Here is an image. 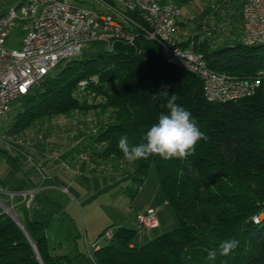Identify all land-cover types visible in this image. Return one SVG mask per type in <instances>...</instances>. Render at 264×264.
Segmentation results:
<instances>
[{"label":"trees","instance_id":"trees-1","mask_svg":"<svg viewBox=\"0 0 264 264\" xmlns=\"http://www.w3.org/2000/svg\"><path fill=\"white\" fill-rule=\"evenodd\" d=\"M218 1L205 9L211 13L219 8L224 15V10H229L232 16L241 9V0ZM190 2L178 0L177 4L182 9ZM130 16L143 25L139 16ZM219 19L216 14L209 16L206 24L214 27ZM184 23L181 21L182 28ZM211 32L217 35L215 30ZM212 33L206 38L197 32L188 33L181 46L192 45L217 73L252 78L264 68V46L247 47L240 40L217 47L214 45L218 38ZM136 34L132 46L116 43L109 52L104 46L93 44L89 47L97 50V55H82L61 63L17 102L19 109L5 134L29 135L38 124L68 118L75 112L93 111L99 120L95 118L86 144H79L72 154L62 155L64 159L72 158L71 166L77 159L88 166L86 173L118 175L119 184H127L123 195L132 201L144 185L150 166H155L165 200L174 210L179 227L142 246L136 240L137 230L110 227L113 238L101 246L106 230L99 238L98 250L93 251V259L84 256L89 264H208V252L218 253L219 244L229 238L239 240V247L227 258L217 255L216 264H264L263 93L238 102L208 103L199 77L168 63L156 43L146 41L141 31ZM82 81H88L84 91L79 90ZM165 91L168 96L160 95ZM172 94L178 104L192 113L208 139L199 141L195 155L186 160L163 161L150 156L129 162L117 146L119 137L126 134L130 143L140 142L158 116L167 113L166 103ZM84 135L79 128L72 138ZM61 143H38L34 151L45 157L52 152L47 144ZM15 204V212L43 264H76L69 256L53 255L45 225L32 220L27 214L29 208L20 200ZM18 207L24 209L23 217L17 213ZM0 264H40L24 232L1 208Z\"/></svg>","mask_w":264,"mask_h":264},{"label":"built area","instance_id":"built-area-1","mask_svg":"<svg viewBox=\"0 0 264 264\" xmlns=\"http://www.w3.org/2000/svg\"><path fill=\"white\" fill-rule=\"evenodd\" d=\"M12 1L0 0V120L61 63L81 57L93 44L109 52L116 43L132 46L136 31H141L146 41L156 43L168 63L199 77L208 103L238 102L259 92L264 95V68L252 78L217 73L192 45L181 46L182 9L168 0H96L102 9L99 11L74 5L70 0H24L9 8ZM131 14L139 16L143 25L132 21ZM241 20L242 44L264 46V0H241ZM14 33H18L15 42ZM87 86L88 81H82L79 90ZM1 196H10L7 202L13 209L16 200L27 208L34 200L33 192L18 196L0 192L2 200ZM135 224L138 232L156 229V212L138 214ZM113 236L114 231L107 230L101 241ZM98 245L93 244V251ZM89 257L93 259V253Z\"/></svg>","mask_w":264,"mask_h":264},{"label":"rangeland","instance_id":"rangeland-1","mask_svg":"<svg viewBox=\"0 0 264 264\" xmlns=\"http://www.w3.org/2000/svg\"><path fill=\"white\" fill-rule=\"evenodd\" d=\"M23 1L13 0L8 4V7H17ZM70 2L87 9L102 10L96 0H70ZM216 4H219L218 0H191L189 4L182 5L181 18L186 24L183 27L185 37H188V33L192 35L197 32L201 38H206L212 33L211 31L215 30L218 36L213 35V33L212 36L218 40L216 39L214 46L220 47L224 43L234 44L241 40L239 38L240 27H242L241 9L233 13L234 16L229 10H224V15L219 8L212 9V14L208 12V9H205L206 7H214ZM215 14L220 18L219 21L214 23L216 24L214 27L208 26V17L211 16L212 18V15ZM12 37V41L15 42L18 39V33H14ZM15 47L18 48L19 46L15 44ZM97 54V50L87 46L84 49L83 58ZM18 109V103H15L0 120V138L2 137L5 143L15 149H24L25 154L31 160L32 158L35 159L34 150L39 145L38 143L46 144V142L61 141L62 148L59 147V144H47V149L52 150L51 154L59 150L63 154L74 153L79 144H86V136L87 134L89 136L88 132L94 128L95 118H97L93 111H90L89 114L75 112L68 118L59 117L46 121L43 125L38 124L29 135L22 134L13 137L7 134H5L6 136L3 135L9 128L13 115ZM74 122H76L75 125ZM79 128L83 130L85 135L81 138H72L75 133H78ZM36 130H40L39 133H43V137ZM23 137L27 139L23 140L25 139ZM61 157L65 158L64 156ZM81 157L82 155H78L79 160L82 159ZM45 159V157L40 156V161ZM71 163L72 158L68 161L69 165ZM76 166L80 169L68 167L66 170L70 172L67 174L60 171L49 177L50 181L45 183V189L41 192L35 188V181L31 182L26 177L20 169L21 167H18L15 160H10L9 153L0 145V192L4 195L13 194L16 196L23 193H34V200L29 205L27 214L35 221H40L45 225L47 243L53 255H66L76 264H89L84 256H80L79 253H86L87 255L88 249L93 250V243L99 238L100 233L108 230V227L114 228V225L118 226L121 223H126L124 227L128 229L134 226V219L138 215L135 213L145 209L150 203L156 209L159 228L143 232L137 231L136 240L140 246L146 245L155 238L179 227V220L174 210L165 200L154 165L150 166L146 181L133 201L129 196L123 195L127 184H119L121 177L118 175L100 172L86 173L85 169L88 166L79 167L78 163ZM1 197L3 203L11 206V203L7 202V198L11 200L10 196ZM13 210L15 211V208ZM16 211L21 217L25 215L23 208L18 207ZM144 213L139 212V214ZM106 243V241L100 242L101 246Z\"/></svg>","mask_w":264,"mask_h":264},{"label":"clouds","instance_id":"clouds-1","mask_svg":"<svg viewBox=\"0 0 264 264\" xmlns=\"http://www.w3.org/2000/svg\"><path fill=\"white\" fill-rule=\"evenodd\" d=\"M160 95L168 96L165 91ZM167 113H161L138 143H130L128 136L119 137L117 146L129 162L158 156L163 161L186 160L195 155L198 142L207 140V135L198 126L192 113L177 103L172 94L166 103ZM239 240L229 238L219 244V251L208 252V264H216L217 255L227 258L239 247Z\"/></svg>","mask_w":264,"mask_h":264},{"label":"crops","instance_id":"crops-1","mask_svg":"<svg viewBox=\"0 0 264 264\" xmlns=\"http://www.w3.org/2000/svg\"><path fill=\"white\" fill-rule=\"evenodd\" d=\"M168 1L171 2V3H173V4H176V5L180 6L179 4H177L178 0H168ZM241 33L242 32H241V27H240L239 37L241 36ZM185 35L186 34H183L182 35V37H181L182 38L181 39L182 41H187V38L185 37ZM3 135H5V133ZM2 139L3 138L1 137L0 138V145L9 153L10 159H13V160L17 159L18 160V162L16 164L18 165V167H21L20 169L25 173L26 177H28L29 180H31V182L32 181H35L34 185H35V188H37L38 191L43 192V189H45L44 186H46L45 183L47 181H50L49 180V177H51L52 175H55L56 172L63 171L64 173L67 174L68 172H70V171H67L66 170V169H68V167H71V168L77 167L78 168V166H76V163H78V165H80L79 167L82 166L81 165V162H79L77 160H75L73 166L69 165L68 164V161L70 159L69 160H66L67 158L64 159L63 157H61L63 155V153L62 152L60 153V150L59 151H56L53 154L46 153V156H45L46 159L45 160H41V161H40V156L36 153V151H34L35 159L32 158V160H31V159H29V156H27L25 154L26 151L24 149H22V148H20V150L19 149H15L14 147H11L7 143H5ZM1 143H3L4 145H2ZM59 145H60L59 147H61L62 144H59ZM64 152H66V151H64ZM55 154H58V155H55ZM67 154H69V153H67ZM67 154H65V155H67ZM57 158H60V159L59 160H56ZM79 169L80 168H78V170ZM75 171H77V170L75 169ZM42 175H44V176H42ZM150 210H153V211L155 210V212H156V209L152 207V204L151 203L148 206H146L145 209H141V211L138 210L135 213V215L136 214H139V212H145L146 213V212H148ZM30 218L32 220H34L32 217H30ZM38 222H40V221H38ZM125 224L121 223L118 226L114 225L115 226L114 228H125L124 227ZM108 228H110V227H108ZM129 229H135L136 230L135 219H134V226L129 227ZM104 232L105 231H103L102 233H100L99 238L101 237V235ZM99 238L93 244L97 243L99 241ZM91 253H93V250L88 249L87 256H89ZM79 255L80 256H85L86 253H79Z\"/></svg>","mask_w":264,"mask_h":264},{"label":"water","instance_id":"water-1","mask_svg":"<svg viewBox=\"0 0 264 264\" xmlns=\"http://www.w3.org/2000/svg\"><path fill=\"white\" fill-rule=\"evenodd\" d=\"M0 202H2V200L0 199ZM1 208L3 209V212L5 214H7L20 228L21 230L24 232V234L26 235V237L28 238L30 244L32 245V247L34 248V251L37 255L38 261L40 264L42 263V260L40 259L39 253L36 249V246L34 244V241L32 240V238L30 237L27 229L25 228L24 224L22 223V221L20 220V218L18 217V215L16 214V212L13 210L12 207L8 206L5 203H0Z\"/></svg>","mask_w":264,"mask_h":264}]
</instances>
